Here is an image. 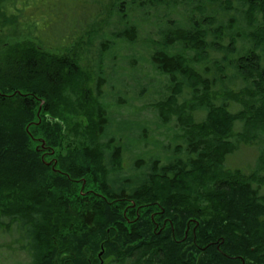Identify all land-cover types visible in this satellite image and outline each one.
Wrapping results in <instances>:
<instances>
[{"label":"trees","instance_id":"obj_1","mask_svg":"<svg viewBox=\"0 0 264 264\" xmlns=\"http://www.w3.org/2000/svg\"><path fill=\"white\" fill-rule=\"evenodd\" d=\"M83 1L52 34L61 2L0 0V224L25 264H264V148L230 162L264 134V0ZM69 117L83 142L52 158ZM83 178L100 196L70 203Z\"/></svg>","mask_w":264,"mask_h":264},{"label":"rangeland","instance_id":"obj_2","mask_svg":"<svg viewBox=\"0 0 264 264\" xmlns=\"http://www.w3.org/2000/svg\"><path fill=\"white\" fill-rule=\"evenodd\" d=\"M23 1H25L26 2L25 4L27 5L26 7H24V13L29 14V13H32V11H30V10H33L35 8L33 6L34 2L35 3H45V2H49L50 0H23ZM86 1L87 0H85L83 2H84V4H86L88 6ZM106 1L111 2V0H106ZM219 1L220 2H218V3L220 4V6L222 8H224L223 4L224 3L227 4L226 0H219ZM57 2H61V5L59 4V8L55 10L56 14H57L56 17L62 18L64 20V24L61 25V28L59 27L58 24L55 25L54 28L52 29V34H59V31H61L60 29L63 30V28L68 23H70V20L72 18L73 19L75 18V14H76V12H74V10H73V8H75V7L72 6L70 2H68L67 5L65 4L67 2V0H57ZM74 3H75V1H74ZM216 7H217L218 12L220 13L222 10H220L218 8L219 5ZM206 8L211 9V6L206 7ZM123 10H125V9H123ZM34 11H36V10L34 9ZM206 13H207V11H206ZM40 15H41V17L38 19H41V18L44 19V22L41 25V27H45L46 29H48V25H46L47 21H49V24L51 26L53 25L54 20H55V15L52 12L41 13ZM204 15H206V14H204ZM194 16L199 17V18H203L202 14L200 17V12L198 10H196L194 12ZM12 32H13L12 28L10 29L8 27H5V31H4L5 34L12 33ZM18 32L20 33V31H17V33ZM111 41H114V39H111ZM110 42L105 43L106 47H108V45H110L109 44ZM227 44L228 43H223L224 46H226ZM95 48L96 47L88 48V51L84 52V54L82 55V58H83L82 65L83 66L90 67L93 56L96 53ZM103 49H105V48H103ZM111 54H117V49L116 48L111 49L110 55ZM117 66H118V64H116L115 67H117ZM144 70L140 71V72L143 74H148L149 78H151V79H149V80L144 79V81H142V82L144 84L151 83L149 85L150 87L148 86L150 89L151 85H155V82L152 81V79L154 77V73L151 70H147V69H144ZM148 87L143 88L144 91L147 90ZM156 87L157 86H155V88ZM125 90L128 91V93H129V89L128 90L122 89V92H125ZM116 91H118V90H116ZM143 92L139 91L138 94L140 95ZM166 94L169 95L168 91L164 89V91H162V93L158 94V95L159 96L160 95L165 96ZM122 95L126 97V94L122 93ZM122 95L120 96L121 98H123ZM152 96L156 98L157 95L154 94ZM122 106H123L122 108L117 107V109H120L122 114H127L130 112H134L135 108H137L138 106H141V104L139 103V101H134V102H132V105L130 103H128V104L125 103V104H122ZM236 111H238V109H236V105H235L234 112H236ZM68 119H69L68 127H66V129L64 131H62L60 134V144L55 149H52L51 151L48 152L49 154H51L50 157H52V158L60 156L61 154H65L67 151H70L73 148L75 149V148L80 147V145L83 142L82 131H80V130L85 127V124H84L85 121L83 119H77L76 117H69ZM239 126H240V124H239ZM35 137L39 141L43 140L41 138L42 135H41L40 131L35 132ZM164 139H166V138H164ZM260 139H261L260 141H258V139H256V140H245V142L242 143L239 151L236 152L234 155H232L230 162L232 164L243 167L246 171L249 170V167L253 163V160H254V163L257 160L254 158L257 157L259 149H262V147L264 148V134L261 135ZM35 142L36 141L32 142L33 146L37 145V143H35ZM41 145L43 146V141L41 142ZM48 153H46V154H48ZM87 179L83 178L81 183L79 182L80 180L77 181V183L75 185V189H76L75 192H72L71 195H69L70 196V200H69L70 203L73 201L77 202V204L79 201L81 203L83 201L85 203H89L88 202L89 200H91V201L94 199L96 200L97 197L100 196V194L96 190L95 185L92 182H89V179L88 180ZM183 184L187 185L188 187L192 186V184L190 182L188 183L187 181H184ZM84 197H86V198H84ZM72 207H73L72 205L67 207L69 213L66 212V214H65V217L63 220L64 221L63 226H65V228L63 229V231H66V230L68 231L73 226H76L77 222L79 221L76 219L75 216H73L75 211L73 210ZM129 222H130V220H128V223ZM18 237H19V234H18V231L14 225H12L11 227H7V226H5V224H0V264H25V262L28 260L27 257L25 256L24 252L19 249V245L22 244V241L20 239L17 240ZM60 251H61V249H60ZM102 251H103V249H102ZM110 259L111 258L105 257L103 255H101V257H98V253H95L94 258L91 255L92 264H111Z\"/></svg>","mask_w":264,"mask_h":264},{"label":"water","instance_id":"obj_3","mask_svg":"<svg viewBox=\"0 0 264 264\" xmlns=\"http://www.w3.org/2000/svg\"><path fill=\"white\" fill-rule=\"evenodd\" d=\"M102 254H103V251L101 250L100 253L98 254V257H101Z\"/></svg>","mask_w":264,"mask_h":264}]
</instances>
